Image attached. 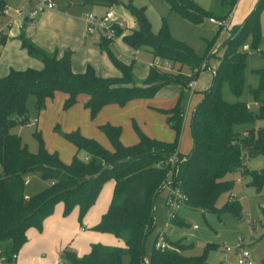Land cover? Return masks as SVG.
I'll return each mask as SVG.
<instances>
[{
  "label": "trees",
  "instance_id": "16d2710c",
  "mask_svg": "<svg viewBox=\"0 0 264 264\" xmlns=\"http://www.w3.org/2000/svg\"><path fill=\"white\" fill-rule=\"evenodd\" d=\"M166 1L172 10L194 23H200L207 17L226 19L237 5V0L223 2L230 8L223 15H218L205 10L195 0ZM128 6L136 17L138 27L123 35L124 42L133 49H148L154 58L166 59L173 66L179 65L177 71L150 66L147 77L138 83L133 72L135 61L131 64L121 61L111 50L112 40L101 36L99 46L108 53L120 75L104 77L92 65L82 72H75L71 49L60 56L58 51L49 52L38 47L24 33L19 36L22 46L30 55L40 59L43 66L11 68L7 74L0 76V264H17L14 255H18L28 241V230L35 227L42 231L45 219L54 213L58 203L64 204L65 216L79 207L82 222L96 204L105 183L111 179L115 181L111 203L93 229L123 239L125 246L95 243L91 251L81 257L65 251L63 259L66 262L124 264L125 256H129V264H205L207 251L216 248V244H208L202 254H187L194 247L192 242L170 240L168 237H165L168 247L159 250L154 246L146 262L145 243L148 233L155 227L156 198L164 191L162 183L169 178L171 168L163 162L174 153L179 159L173 167L171 179L184 194L186 205L216 213L241 215L242 205L233 195L222 207H217V202L221 195L234 189L235 179L226 176L251 172L247 157L264 155V125L255 128L257 122L264 121V67L254 71L259 82L250 89L258 103L257 109H252L245 101H227L223 88L228 84L235 96L243 94L250 52L244 46L248 44L250 50L261 48L264 0L258 1L243 23L233 26L218 51L209 54V44L202 56L186 42L173 37L166 23L155 33L145 7L138 8L132 3ZM6 8L7 1L0 0V12ZM116 29L117 35L125 30L120 26ZM221 31L219 27L218 33L221 34ZM213 58L217 61L216 66L211 62ZM203 62L210 66L213 80L192 112L190 127L193 145L189 153L183 154L179 151L184 124L181 113L189 96L188 83L192 79L183 72V68L192 71ZM167 85L179 87L176 105L166 112L168 123L176 133L174 141L152 138L138 128L139 141L125 145L121 140L122 128L106 123L101 128L112 149L80 131L65 133L77 147L72 161L65 163L57 153L44 148L40 133H37L40 150L34 153L19 134L11 131L17 125L29 123L27 100L30 95H35L39 111L46 107L57 91L66 93L65 107L74 105L80 96L85 95V106L95 117L106 105L125 106L132 100L150 99ZM240 125H252L246 129L247 135L237 129ZM81 151L85 152L82 157L78 155ZM86 156L88 159H85ZM33 171H40L49 185L26 197L25 178ZM251 175V185L261 191L264 187V168L258 173L252 171ZM171 221L180 223L178 217Z\"/></svg>",
  "mask_w": 264,
  "mask_h": 264
},
{
  "label": "rangeland",
  "instance_id": "374dc122",
  "mask_svg": "<svg viewBox=\"0 0 264 264\" xmlns=\"http://www.w3.org/2000/svg\"><path fill=\"white\" fill-rule=\"evenodd\" d=\"M7 1L11 5L10 7L14 9V13L12 16H0V47H4V37L6 38L7 36L5 32L10 36V39L5 43L7 45V52L5 51L4 53V50H2V54L0 55V76L9 72L7 70L4 72L3 67L1 69V64L3 65L4 61L8 58L13 59V55H17L19 52L18 46L21 48V39L18 40L17 37L24 33L28 39L36 42L41 37L46 36V30L40 27L39 23L29 24L25 22L26 16L31 15L32 10L35 9L33 6H37L39 0ZM54 1L58 12L71 14L77 18L75 20L79 25L84 23L85 15L88 13L103 14L106 10H113L117 19L124 23L125 30L123 34L111 39V50L124 63L131 64L133 60L135 61L133 72L138 83H142L143 79L147 77L150 71V65L155 58L148 49H133L123 40V35L126 32L130 31L133 27H138L136 17L128 6L130 3L138 8L145 7L146 15L155 33L159 32L166 23L173 37L186 42L200 56L204 55L209 44H211L209 54L213 51H218V48L228 36V33L223 35L218 33V25L210 22L209 17L200 23H194L172 10L166 0H117L114 4L93 0ZM195 1L205 10L213 11L218 15H223L230 8L227 3L223 4V2L228 0ZM258 1L237 0V5L231 16V20L235 24L234 26L245 21L247 16L256 7ZM40 10V13L43 12L42 9ZM19 11L22 13L21 15ZM49 13L46 12L43 16ZM40 17L38 16L36 18ZM65 17L62 16L59 19L61 24L56 30L58 35H60L59 39L58 37H54L59 40V45L61 44V46L67 41H71L65 35L66 31H73L68 25L74 27V24L69 19L70 17L68 20ZM21 25L23 26L21 27ZM261 26V48L263 49L261 51L255 49L249 52L246 66V80L242 96H235L228 84H225L223 88L224 98L227 101H245L252 109L258 108V103L250 93V89L257 86L259 82L258 75L254 71L264 67V7L261 12ZM100 39L101 33L98 32L92 37H87L84 47H80L79 42L63 48L72 50L76 63L83 65L81 71H84L89 65H92L99 75L101 74L104 77L119 76L120 71L112 63L108 53L101 50L99 46ZM159 58L156 57V59ZM29 60L34 61L38 66L37 68L43 66L41 60L38 58H31ZM211 62L214 66L217 65V61L214 58ZM26 67L31 66H23L22 69ZM178 68L179 65H172L170 70L177 71ZM210 69L203 70L198 75L194 91L190 93V97L184 103L185 112L195 104L196 97L193 96L195 91H201L200 95H202L211 86L213 74ZM183 72L186 74L190 73L187 67L183 68ZM175 90V86H170L166 91L162 93L160 91L154 99L140 101L138 103L140 106H137L138 109L131 106L123 107L121 105H114L116 106L115 108L119 109L118 112H107L109 109H103L95 117L91 115L89 108L85 106V99L82 96H80L79 101L74 105L65 107L66 93L57 91L55 96L48 100L46 107L39 111L36 108L35 95H30L27 100L30 116L29 123L17 125L11 131L19 134L23 143L34 153L40 150L41 142L37 136V133H40L44 148L49 152L57 153L65 163H70L77 153V147L64 135L65 133L80 131L84 136L94 138L106 148L112 149V144L101 128L107 122L121 126L123 131L122 141L126 144L139 140L138 128L148 134L152 133L159 137H172L171 139H174L176 134L168 123V114L165 112V109H170L175 105V103L173 104V101L176 102ZM148 104L152 109L151 107H147ZM188 115L189 113L187 112L184 122L188 120ZM263 125L264 121H259L255 125V128ZM251 126L240 125L237 126V129L247 135L248 132L246 129H249ZM180 140L181 150L183 152L187 151L190 144H192V136L188 129L187 131L183 130ZM78 155L82 157L85 155V152L81 151ZM247 162L251 167V172L245 175L240 173L228 174L226 178L235 179L234 189L229 193L221 195L217 202V207H222L226 200L233 195L242 205L240 216H236L230 212L216 213L206 211L185 204L179 209L178 216H176L180 223L172 222V219L170 220L169 217L171 208L166 205L167 190L161 192L155 202V227L148 233L146 238V258L149 260L157 238L163 234L164 237H168L170 240H182L186 243L192 242L194 247L187 254H202L207 250L206 246L208 244H216V248H211L207 251L205 264H238L237 248L241 238L242 242L252 251L256 263L263 264L264 187L261 191H257L256 187L251 185V173L252 171L258 173V171L264 168V155L249 156L247 157ZM238 178H241V180H238ZM45 182L47 181L43 179L40 171L29 173L25 178V194L31 196L41 191L48 186L47 183L49 181L47 183ZM83 221L81 222L78 216L77 226L79 227L83 224L82 226L87 227ZM89 230L92 229L87 227L86 231L88 232ZM110 236L117 240L115 235L110 234ZM65 251L61 249L58 254L64 258ZM64 262L65 264H70L65 259ZM124 264H129V256H125Z\"/></svg>",
  "mask_w": 264,
  "mask_h": 264
},
{
  "label": "crops",
  "instance_id": "0c3cea01",
  "mask_svg": "<svg viewBox=\"0 0 264 264\" xmlns=\"http://www.w3.org/2000/svg\"><path fill=\"white\" fill-rule=\"evenodd\" d=\"M10 6L11 5L7 1V8L3 13H0V16H4V17L12 16L14 13V9H12ZM34 7L36 8V5L33 6V8ZM56 9L57 8L55 7L54 9L43 10V12H41V13L39 12V14L34 16V17L29 15V16H26V18L33 20L32 23H29V24H33V23L37 22V23H39L40 27H42V28H44V30H46V36L41 37L39 40H37L36 42H33V43L35 45H37L38 47H40L46 51H49V52L58 51L59 55L61 56L64 54L65 50L69 49V48L64 49L63 47H66L68 45H71L74 43L77 44L80 42L79 46L84 47V45H86V40H87L88 36L85 34V29H86L85 20H84L85 24L83 23V24L79 25L75 20L77 18H75L74 16H72L71 14H69L67 12H58ZM46 12H50V13L43 16L44 14H46ZM232 14H231V16H232ZM38 16L39 17L41 16V17L36 18ZM62 16H64V17L66 16L65 18L67 20L70 17L69 19L74 24V27L67 24L69 26V28H71L73 30V31L68 30L65 32L67 39L71 40V41H67L66 43H64V45L61 46V44L59 45V40H58L60 35H58L56 30L61 24L59 22V19ZM231 16H230V21L232 22ZM234 25L235 24L232 22L230 25V28L228 29V31H226V33L231 32ZM22 26L23 25H21V27ZM133 28H135V27H133ZM5 33L7 36H6V38L4 37V41H3L4 47H2V46L0 47V55L2 54V50H4V53H5V51L7 52V45H5V43L7 42L8 39H10V36L8 35V33L7 32H5ZM90 36L92 37L93 35H90ZM54 37H58V39H55ZM17 39L20 40V37H17ZM18 47H19L18 48V51H19L18 54L17 55L14 54L13 59L8 58L4 61L3 65L1 64V69L3 67L4 72H6L5 70H7V72H8L11 68L22 69L23 66H31V67H36V68L38 67L34 61L29 60L31 58H34V59H36V58L33 57L32 55H30L29 52L27 51V49L22 46V44H21V48H20V46H18ZM8 61H9V63H8ZM82 66L83 65H79L76 63L75 58L72 54L73 70L75 72H79L82 70ZM170 86H175V89H176L175 90L176 102L173 101V104L175 103V105H176L178 97H179V87L177 85L164 86L163 87L164 89L162 88L160 90L161 92L160 91L159 92L162 93L163 91H166L167 88ZM200 92L201 91H198V90L195 91V93L193 95L194 97H196L195 104L192 105L188 111L186 110V112H188L189 115H188V120L186 122H184L182 133H183V130L187 131V129L191 133L190 124H191L192 112H193L194 108L196 107V105L201 101V99L203 97V93H202V95H200ZM158 93H157V95H158ZM190 93L191 92L189 91L188 98L190 97ZM82 97L85 99V101L87 100V96L83 95ZM151 99H154V97L150 98L149 100H151ZM143 100H145V99L132 100L127 105H125L123 107L131 106V107H134L135 109H138L137 106H140V104H138V103L140 101H143ZM114 105H119V104L106 105L101 109V111H103V109H109L107 112H111V111L112 112H118L119 109L115 108L116 106H114ZM171 106H172V104H171ZM147 107H151V106H149V104H148ZM154 108H156V107H154ZM151 109H152V107H151ZM167 110L168 109H165V112H167ZM183 111H185V110H183ZM107 123H110V122H107ZM110 124H112V123H110ZM113 125L120 126L117 124H113ZM146 134L152 138H156V139H159L162 141L170 142V141L175 140V138L171 139L172 137H159V136H156L152 133L151 134L146 133ZM175 137H176V135H175ZM121 140H122V135H121ZM138 141H136L134 143H130V144H126V143H124V144L125 145H132V144L137 143ZM192 145H193V139H192V144H190L187 151L183 152L181 150V140H180L179 151L183 154H187L190 152ZM47 182H45V183H47ZM47 185H49V182L47 183ZM114 188H115V181L113 179L107 181L105 183L97 201H96V204L85 215L83 222L86 224L87 227L92 229V230H89L88 232L86 231L87 227L82 226L83 224L80 225L79 227L77 226V219L79 216V207H76L68 216H65L64 215V204L58 203L56 205L54 213L45 219L44 227H43L42 231L38 230L35 227H31L28 230V232H27L28 241L22 247L20 252L18 253V255L16 257V263L17 264H56L57 261L60 258H62V256H60V254H58V252L61 249H63V251L70 250L71 252L75 253L77 256L81 257L85 254H88L91 251V246L94 243H105V244H109V245H113V246L124 247L125 242L123 239L115 236L117 238V240H116L112 236H110L111 233L109 234L108 232H99V231H96L93 229L94 226H96L101 221L103 214L107 212L109 205L111 203V200H112ZM26 197H29V196L26 195ZM42 252H43V255H42ZM148 261L149 260L146 258V262H148Z\"/></svg>",
  "mask_w": 264,
  "mask_h": 264
},
{
  "label": "built area",
  "instance_id": "2783aa9c",
  "mask_svg": "<svg viewBox=\"0 0 264 264\" xmlns=\"http://www.w3.org/2000/svg\"><path fill=\"white\" fill-rule=\"evenodd\" d=\"M55 7H56V3L54 0H39L36 8L32 10L31 16L34 17L38 15L39 12L41 11L40 9L42 10L54 9ZM19 14L21 15L22 13H20L19 11ZM209 19L211 22L218 25V27L222 28L221 34L226 33V31L231 25L230 17L226 19L210 17ZM85 23H86L85 34L87 36L94 35L100 32L101 36H105L108 39H114L117 36L116 26H120L122 28L125 27L124 23L117 19L113 10H106V12L103 14L88 13L85 15ZM244 49L251 51L248 44L244 46ZM258 50L261 51L262 48H259ZM150 66L160 70H170L172 63L166 59L159 58L152 61ZM206 69H210V66H208L207 62H203L200 67H196L195 69L190 71L189 76L192 77V79L188 83V89L190 92L194 91V88L197 84L198 75L203 70ZM181 116L183 118H186L187 112L183 111L181 113ZM85 159H88V156H86ZM178 159H179L178 154L174 153L167 160L163 162V164H165L166 166L171 167L169 169V174H168L169 178L162 183V187L164 188V190H167L166 205L171 208V211L169 213L170 219H174L176 216H178L179 209L186 204L184 194H182L180 189L174 185L171 179L174 172L173 167L178 162ZM238 180H241V178H238ZM155 247L159 250H165L168 247V242L166 241L163 234H161V236L158 237ZM237 254H238V264H257L253 257L252 251L245 245L244 242H242L241 238H240V244L238 245L237 248ZM14 257L16 258L17 255H14ZM1 262H2V258L0 259V263ZM56 264H65L64 259L60 258Z\"/></svg>",
  "mask_w": 264,
  "mask_h": 264
},
{
  "label": "water",
  "instance_id": "95a60500",
  "mask_svg": "<svg viewBox=\"0 0 264 264\" xmlns=\"http://www.w3.org/2000/svg\"><path fill=\"white\" fill-rule=\"evenodd\" d=\"M32 21H33L32 19L25 18V22H26V23H32Z\"/></svg>",
  "mask_w": 264,
  "mask_h": 264
}]
</instances>
